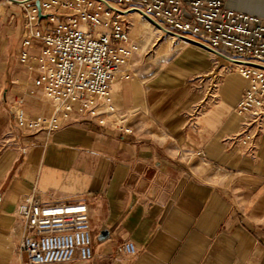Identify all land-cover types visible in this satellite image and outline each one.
I'll use <instances>...</instances> for the list:
<instances>
[{
    "label": "crops",
    "instance_id": "obj_1",
    "mask_svg": "<svg viewBox=\"0 0 264 264\" xmlns=\"http://www.w3.org/2000/svg\"><path fill=\"white\" fill-rule=\"evenodd\" d=\"M224 1L264 17V0ZM127 21L130 34L145 21L157 31L131 38L105 123L74 111L47 135L14 117L17 101L28 119L50 117L54 106L35 83L47 64L40 42L23 47L25 11L0 0V264H29L18 213L28 195L88 207L93 259L58 264H264V125L243 145L248 126L237 112L248 81L150 19ZM127 241L134 255L118 252Z\"/></svg>",
    "mask_w": 264,
    "mask_h": 264
},
{
    "label": "built area",
    "instance_id": "obj_2",
    "mask_svg": "<svg viewBox=\"0 0 264 264\" xmlns=\"http://www.w3.org/2000/svg\"><path fill=\"white\" fill-rule=\"evenodd\" d=\"M26 13L28 34L23 47L41 44L42 66L36 86L51 100L50 117L28 119L17 101L14 117L27 131L52 134L74 111L102 118L111 86L131 61L135 46L127 16L137 13L168 34L203 46L230 64L248 81L237 105L246 120L243 145H251L264 125V17L229 9L224 0H6ZM40 4V8L37 6ZM42 14V18H40ZM46 18L45 25H39ZM20 59H28L26 51ZM130 132L129 130H127ZM18 213L24 221L21 250L29 264H58L94 257L91 219L85 203L44 206L25 197ZM119 253L134 255V242Z\"/></svg>",
    "mask_w": 264,
    "mask_h": 264
},
{
    "label": "rangeland",
    "instance_id": "obj_3",
    "mask_svg": "<svg viewBox=\"0 0 264 264\" xmlns=\"http://www.w3.org/2000/svg\"><path fill=\"white\" fill-rule=\"evenodd\" d=\"M20 8V7H19ZM22 9V8H20ZM23 10V9H22ZM43 22H46V18L43 19ZM139 30V34H130L131 38L136 42L139 41L140 38L144 35H146V32H150L152 34H154V32L157 31V28H155L153 25L149 24L147 21H145V23L139 28L137 29ZM150 48V47H149ZM156 49V47L151 48L152 52H154V50Z\"/></svg>",
    "mask_w": 264,
    "mask_h": 264
},
{
    "label": "water",
    "instance_id": "obj_4",
    "mask_svg": "<svg viewBox=\"0 0 264 264\" xmlns=\"http://www.w3.org/2000/svg\"><path fill=\"white\" fill-rule=\"evenodd\" d=\"M37 6L40 8V4L39 3H37ZM43 16H42V14H40V18H42Z\"/></svg>",
    "mask_w": 264,
    "mask_h": 264
}]
</instances>
